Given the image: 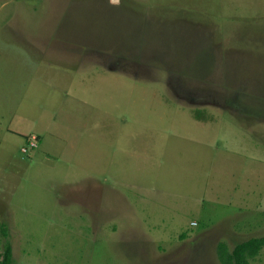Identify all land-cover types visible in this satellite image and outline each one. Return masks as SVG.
<instances>
[{
  "label": "rangeland",
  "instance_id": "rangeland-1",
  "mask_svg": "<svg viewBox=\"0 0 264 264\" xmlns=\"http://www.w3.org/2000/svg\"><path fill=\"white\" fill-rule=\"evenodd\" d=\"M1 227L11 264L263 236L264 0H0Z\"/></svg>",
  "mask_w": 264,
  "mask_h": 264
},
{
  "label": "trees",
  "instance_id": "trees-1",
  "mask_svg": "<svg viewBox=\"0 0 264 264\" xmlns=\"http://www.w3.org/2000/svg\"><path fill=\"white\" fill-rule=\"evenodd\" d=\"M1 233L7 238V233L3 227ZM264 246V235L253 237L241 241L229 248L225 242H218L216 245V256L221 264H251ZM12 246L6 239L2 250L0 251V264L12 263Z\"/></svg>",
  "mask_w": 264,
  "mask_h": 264
},
{
  "label": "crops",
  "instance_id": "crops-1",
  "mask_svg": "<svg viewBox=\"0 0 264 264\" xmlns=\"http://www.w3.org/2000/svg\"><path fill=\"white\" fill-rule=\"evenodd\" d=\"M13 112H14V115H13V117H12V119H11V122H10V125H7V128L8 129H14V130H12V131H14L15 132V134H17V135H19V136H26V135H32L33 137L35 136V135H40V134H38V133H34V132H28V131H25V130H23L22 128V125H20V126H18V124L16 123V119H21V120H23V121H27L28 120V118H27V116H26V112L25 111H23V110H17V108L16 109H14L13 108V110H12ZM23 111V112H22Z\"/></svg>",
  "mask_w": 264,
  "mask_h": 264
},
{
  "label": "built area",
  "instance_id": "built-area-1",
  "mask_svg": "<svg viewBox=\"0 0 264 264\" xmlns=\"http://www.w3.org/2000/svg\"><path fill=\"white\" fill-rule=\"evenodd\" d=\"M33 139H34V137H33ZM35 145H36V143L34 141H32V142L29 143V146L30 147L35 146Z\"/></svg>",
  "mask_w": 264,
  "mask_h": 264
}]
</instances>
